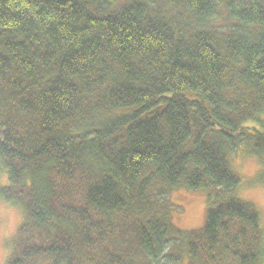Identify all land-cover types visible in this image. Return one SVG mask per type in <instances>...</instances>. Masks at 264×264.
I'll use <instances>...</instances> for the list:
<instances>
[{
    "label": "trees",
    "instance_id": "1",
    "mask_svg": "<svg viewBox=\"0 0 264 264\" xmlns=\"http://www.w3.org/2000/svg\"><path fill=\"white\" fill-rule=\"evenodd\" d=\"M238 151L264 167V0H0L4 264H264Z\"/></svg>",
    "mask_w": 264,
    "mask_h": 264
},
{
    "label": "rangeland",
    "instance_id": "2",
    "mask_svg": "<svg viewBox=\"0 0 264 264\" xmlns=\"http://www.w3.org/2000/svg\"><path fill=\"white\" fill-rule=\"evenodd\" d=\"M233 167L240 179L239 198L253 203L258 208L264 226V167L258 158L241 151L233 158ZM7 183V176L0 171V190ZM169 198L172 205V222L178 230L188 231L204 225L206 191L176 189L170 192ZM23 222V210L11 205L0 195V264L5 263Z\"/></svg>",
    "mask_w": 264,
    "mask_h": 264
}]
</instances>
